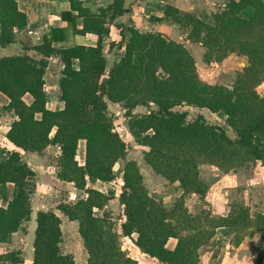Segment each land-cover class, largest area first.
<instances>
[{
	"label": "trees",
	"instance_id": "1",
	"mask_svg": "<svg viewBox=\"0 0 264 264\" xmlns=\"http://www.w3.org/2000/svg\"><path fill=\"white\" fill-rule=\"evenodd\" d=\"M69 2L77 14L68 11L61 17L73 24L81 17L83 26L73 28L74 32L97 35L96 45L53 46L54 41L63 39L60 30L53 28L41 42L27 47L39 58L26 53L0 57V91L9 98L6 110L15 116L6 133L15 148L0 150V245L10 242L21 224L32 217L29 179L35 171L23 159L22 151L42 152L55 145L60 150L57 177L86 193L75 203L58 205L69 220L78 222L86 264H139L120 247L119 233L111 221L95 213V208L108 204L114 192L106 194L87 187L98 181L114 183L115 165L128 152L107 112L109 100L124 106L129 132L144 148V161L182 190L179 203L167 208L150 194L138 162L126 160L119 194L121 233L128 237L136 234L134 244L140 252L160 264H199V248L214 229L239 231L254 225L263 240L260 260L264 258V214L252 218L248 210L235 207L215 220L210 232L192 224L198 219L188 214L183 201L188 194L206 196L208 186L199 169L202 164L223 171L247 161L264 165V94L257 90L264 80V0H226L212 19L165 5V15L189 30V40L205 48L204 61H222L233 53L247 56L249 64L238 72L232 87L202 80L195 57L181 41L133 26H117L122 40L111 41L110 47L124 45V52L107 69L104 42L112 21L127 11L124 0H114L96 13L82 0ZM27 26L28 16L16 0H0V46L14 42L15 29ZM53 56L63 65L58 79L61 109L47 105L46 69ZM27 93L32 97L29 104L24 100ZM150 103L157 108L147 113L132 112L136 106ZM183 104L225 117L237 138H230L203 116L188 120L186 111L176 109ZM80 140H85L83 164L77 159ZM9 184L11 198L4 207L1 200ZM184 220L191 223L188 233H182ZM35 222L31 264H76L61 248L60 216L52 210H39ZM171 237L177 240L174 249L167 247ZM5 263L24 264L22 251L0 253V264Z\"/></svg>",
	"mask_w": 264,
	"mask_h": 264
},
{
	"label": "rangeland",
	"instance_id": "2",
	"mask_svg": "<svg viewBox=\"0 0 264 264\" xmlns=\"http://www.w3.org/2000/svg\"><path fill=\"white\" fill-rule=\"evenodd\" d=\"M188 33V29L185 31L180 30V34L176 37L185 44L195 57L201 79L209 83L232 87L238 72L242 71L244 66L249 64L247 56L233 53L222 61L214 60L206 62L204 61L205 48L200 43L189 40ZM121 40V37L116 39L111 37L112 42H121ZM106 49L108 51H105V53L108 59V67L110 68L115 62L114 59L116 58L117 60L120 56L116 52L112 55L110 47ZM110 63L111 66H109ZM75 65H77V62H75ZM62 67L63 65L58 56L49 58V64L46 69L45 88L49 96V106L51 108L59 107L62 104L59 98L58 85ZM257 90L259 93L264 94V80L257 86ZM25 99L28 101L29 96H26ZM107 104V112L114 121L115 129L127 143L128 152L125 159L119 160L115 165L117 179L114 183L107 184L100 181L94 184L88 183L87 187H94L106 194L112 191L115 195L105 207L101 209L95 208V213L98 216H106L111 221L113 229L119 233L118 240L120 247L138 260L139 264H160L156 259L140 252L139 248L134 244V240L137 237L136 234L128 237L121 233L120 224L123 221V215L122 207L119 203V194L121 192L123 166L126 160H136L150 194L169 209H172L179 203L182 190L177 182H169L154 172L144 161V148L136 142L129 132L128 118L122 103H114L107 100ZM156 108L155 104L150 103L146 106L138 105L132 109V112L136 114L147 113ZM176 109L186 111L188 120L203 116L209 123L223 128L230 138H237V134L227 124L226 118L211 112L207 108L183 104L176 107ZM59 151L57 146L50 145L37 155L31 154V151H25L30 154L24 153L23 155L26 160L31 162V167L36 172L34 177L29 179L32 190V217L29 221H24L21 224L10 242L0 245V253L10 250H20L23 254L24 264H31L32 262L34 230L36 226L34 214L39 210H52L60 216L63 233L61 248L63 252L71 254L76 264H86L87 261V252L78 232V222L69 220L58 209L59 204L75 203L78 199L85 197L86 193L76 188L73 183L62 181L57 177L59 171L57 164ZM77 159L80 164L84 163V142L81 141L78 146ZM199 169L201 178L208 186L206 196L200 197L196 194H188L183 198L184 208L187 209L188 214L198 219V221L192 224H196L199 229L212 232V225L216 224L215 220L222 216H227L235 207L248 210L252 218H255L259 213L264 214V165L260 161H247L229 171H223L211 164H202ZM11 188V185H7L6 196L1 200L3 205H6ZM173 220L176 223L177 219ZM182 224H184L185 228V230H181L182 233H188L191 230L189 229L191 223L184 220ZM205 239L203 245L199 248L200 264L213 261L220 254L221 258H226L227 255L230 257L232 256L231 252L234 257H238V261H244L243 264H264V258L260 260V247L263 244V240L260 233L255 230L254 225L239 231H228V228H216L213 234ZM239 239L241 242L236 244V241ZM174 242L175 239H170L167 247H172ZM241 243L242 246L237 250V247ZM228 251L230 253H226Z\"/></svg>",
	"mask_w": 264,
	"mask_h": 264
},
{
	"label": "crops",
	"instance_id": "3",
	"mask_svg": "<svg viewBox=\"0 0 264 264\" xmlns=\"http://www.w3.org/2000/svg\"><path fill=\"white\" fill-rule=\"evenodd\" d=\"M18 7L21 11L25 12L28 16V26L24 30L15 29L16 39L14 42L9 43L5 46H0V57L12 54H29L30 56L39 58V54L33 49H27L28 46L38 44L42 40L43 35H50L51 29L60 30L59 35L63 36V39L53 42V46L56 47H69L75 44H83L94 46L97 43V35L93 33L79 34L75 33L73 28H82L83 22L81 17L75 18V24L71 21L65 20L61 17L63 12L71 11L75 16L76 11L71 10L69 0H16ZM84 4L90 8L94 13L98 12L100 8L107 7L114 0H82ZM225 0H124V7L127 11L121 15H118L110 24V34L106 37L104 46L106 48L110 47L111 37L116 39L121 37L118 25L133 26L136 29L146 32V31H159L164 36L171 39L179 41L176 36L180 34L181 31L187 30L183 28L179 23H176L164 13L165 5L171 4L172 6L179 9L181 13L189 12L194 13L200 17L209 18L213 13L220 12L225 6ZM126 36L128 37V33ZM124 44V43H123ZM203 47V46H202ZM204 48V47H203ZM110 52L112 55L117 54L122 55L124 52V45L122 48H117L116 46L110 47ZM115 61L116 58L114 59ZM111 66V63L109 64ZM108 67V59H107ZM109 69V67L107 68ZM29 96L28 101L25 99ZM24 100L29 104L32 100L30 94L24 96ZM59 107H53L52 109H61L63 107V102ZM48 102V107L49 106ZM9 104V98L0 91V149L15 148V146L9 142L6 138V133L10 127L11 122L14 120L15 116L12 111L6 110V106ZM84 142V153H85V140H80ZM79 141V143H80ZM24 153H29L22 151ZM31 154H39L40 152H30ZM29 153V154H30ZM60 153V151H59ZM23 159L31 166V162ZM33 168V167H32ZM34 170V168H33ZM35 171V170H34ZM36 173V172H35ZM10 185V184H9ZM11 191L9 192V197L11 198ZM2 204V203H1ZM7 205V202H6ZM6 205H3L6 207ZM36 217V214H34ZM170 239H175L172 247L169 249H174L176 246V238L171 237ZM168 240V241H169ZM167 241V243H168ZM242 246V243L237 247V250ZM226 253H230L229 251ZM237 253V252H233ZM226 256L221 258V254L215 258L213 261H208L205 264H243L244 261H238L237 256ZM237 255V254H235ZM217 256V255H215ZM214 256V257H215ZM229 257V258H228ZM201 258V257H200ZM221 258V261H220ZM200 264V263H199Z\"/></svg>",
	"mask_w": 264,
	"mask_h": 264
}]
</instances>
